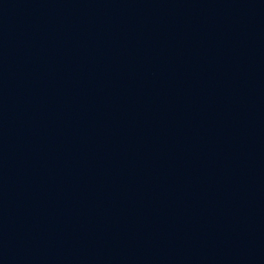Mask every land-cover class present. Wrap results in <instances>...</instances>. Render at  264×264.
<instances>
[{
  "label": "water",
  "instance_id": "water-1",
  "mask_svg": "<svg viewBox=\"0 0 264 264\" xmlns=\"http://www.w3.org/2000/svg\"><path fill=\"white\" fill-rule=\"evenodd\" d=\"M0 264H264V0H0Z\"/></svg>",
  "mask_w": 264,
  "mask_h": 264
}]
</instances>
